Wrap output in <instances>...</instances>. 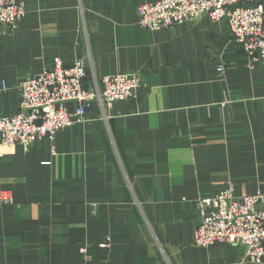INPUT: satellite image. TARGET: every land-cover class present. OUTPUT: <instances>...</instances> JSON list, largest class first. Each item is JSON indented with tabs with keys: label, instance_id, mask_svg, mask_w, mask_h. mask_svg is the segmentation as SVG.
<instances>
[{
	"label": "crops",
	"instance_id": "obj_1",
	"mask_svg": "<svg viewBox=\"0 0 264 264\" xmlns=\"http://www.w3.org/2000/svg\"><path fill=\"white\" fill-rule=\"evenodd\" d=\"M155 1L24 0L17 29L0 26V115L55 58L84 61L89 90L124 73L141 86L27 152L0 144V264H249L192 236L201 198L231 188L264 209V65L207 17L141 29Z\"/></svg>",
	"mask_w": 264,
	"mask_h": 264
},
{
	"label": "built area",
	"instance_id": "obj_2",
	"mask_svg": "<svg viewBox=\"0 0 264 264\" xmlns=\"http://www.w3.org/2000/svg\"><path fill=\"white\" fill-rule=\"evenodd\" d=\"M24 0H0V26L14 32L24 16ZM137 24L145 31L168 29L207 17L224 22L231 39L239 44L248 66L264 65V0H157L136 10ZM82 60L64 66L53 59L48 70L33 75L17 88L15 113L0 115V144L19 145L27 152L39 140L52 141L60 130L82 122L87 109H101L114 103L135 101L140 89L137 74L108 75L89 90L84 85L89 70ZM223 66L217 73L223 72ZM8 202L10 198L3 197ZM262 195L237 198L228 188L197 200V224L193 244L208 249L229 245L242 250L243 262L262 264L264 258V209ZM110 246L106 238L100 248ZM84 253L85 250L81 249Z\"/></svg>",
	"mask_w": 264,
	"mask_h": 264
}]
</instances>
